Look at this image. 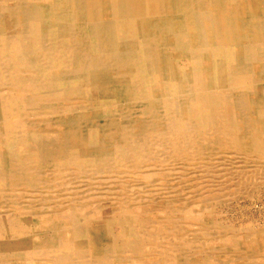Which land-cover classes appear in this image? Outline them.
<instances>
[{
    "label": "bare ground",
    "instance_id": "obj_1",
    "mask_svg": "<svg viewBox=\"0 0 264 264\" xmlns=\"http://www.w3.org/2000/svg\"><path fill=\"white\" fill-rule=\"evenodd\" d=\"M260 189L264 0H0V264H264Z\"/></svg>",
    "mask_w": 264,
    "mask_h": 264
},
{
    "label": "rangeland",
    "instance_id": "obj_2",
    "mask_svg": "<svg viewBox=\"0 0 264 264\" xmlns=\"http://www.w3.org/2000/svg\"><path fill=\"white\" fill-rule=\"evenodd\" d=\"M160 197L163 195L159 194ZM154 195H150V200L158 205ZM2 201L4 199H1ZM153 203H149L154 207ZM217 222L229 228L243 230H257L264 226V189L259 192L253 190L251 195L244 197H234L226 203L216 204Z\"/></svg>",
    "mask_w": 264,
    "mask_h": 264
}]
</instances>
